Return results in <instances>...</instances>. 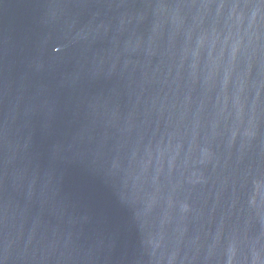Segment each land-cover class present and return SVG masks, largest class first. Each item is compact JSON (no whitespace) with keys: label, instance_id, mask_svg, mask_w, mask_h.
Here are the masks:
<instances>
[{"label":"water","instance_id":"1","mask_svg":"<svg viewBox=\"0 0 264 264\" xmlns=\"http://www.w3.org/2000/svg\"><path fill=\"white\" fill-rule=\"evenodd\" d=\"M0 264H264V0H0Z\"/></svg>","mask_w":264,"mask_h":264}]
</instances>
